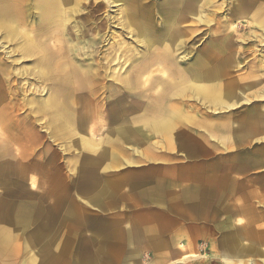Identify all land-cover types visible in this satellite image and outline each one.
I'll use <instances>...</instances> for the list:
<instances>
[{
	"label": "rangeland",
	"instance_id": "1",
	"mask_svg": "<svg viewBox=\"0 0 264 264\" xmlns=\"http://www.w3.org/2000/svg\"><path fill=\"white\" fill-rule=\"evenodd\" d=\"M146 1L153 28L168 32L165 0ZM84 2L81 29L92 23L96 39L76 40V64L98 73L90 100L61 107L74 116L57 131L49 107L33 121L21 98L44 100L48 85L23 73L19 99L8 95L19 121L0 125V245L18 248L0 251V264H19L26 244L35 264H264V130L250 122L264 124V32L252 10L199 0L191 13L171 0L178 35L145 44L123 30L122 11ZM204 53L219 56L215 81L232 86L231 99L195 87L189 68ZM220 182L226 209L188 197L204 185L219 194Z\"/></svg>",
	"mask_w": 264,
	"mask_h": 264
},
{
	"label": "bare ground",
	"instance_id": "2",
	"mask_svg": "<svg viewBox=\"0 0 264 264\" xmlns=\"http://www.w3.org/2000/svg\"><path fill=\"white\" fill-rule=\"evenodd\" d=\"M84 1L0 0V47L5 50L8 47L6 44H10V48L5 50L10 61L7 62L3 57H0V125L7 121L12 123L19 121L16 118L18 113L13 112L18 111L19 104L13 102V105L8 99V95L12 91L15 98L19 99L15 86L19 80L18 75L23 73L27 77L26 79L31 77L34 82L46 84L51 88V95L46 96L44 100L35 97L28 99L26 95L21 98H23V102L30 105L31 113L34 110L33 121L36 114L46 111L45 107H49L51 117L53 116L56 124L54 128L57 131L65 130L62 128L64 117L72 119L71 116H74L73 113H68L61 107H74L82 97L90 100V95L94 93L98 81L95 75L98 73H93L95 70L91 72L88 69H80L76 64V59L81 54L76 40L96 39L90 34L92 23L86 16L91 14L95 5L90 8L91 10L83 13L84 19L89 23L88 26L81 29L82 22H84L79 21L82 15L81 11L88 6ZM106 1L110 7H116L124 13L123 30L126 32L127 29H130L139 42L148 44L150 43L148 39H161L165 33H167L168 39H174L178 35L173 31V28L177 29L178 18L177 20L173 18L171 0H165L157 5V11L161 16L162 30L166 31L167 27L170 29L165 33L153 28L150 18L154 10L148 6L146 0ZM177 6L179 9L191 13L200 10L199 0H178ZM238 6L252 10L253 19L256 21L255 26L264 32V25H261L264 21L262 18L264 0H238ZM26 61L30 62L24 65L23 63ZM220 62L219 56L215 53H204L196 58L189 71L197 89L201 92L217 93L222 96L224 101H227L233 97L234 93L231 85L215 81L222 71ZM103 65L106 67L105 64ZM117 79L123 84L124 80H129V77L119 74ZM33 101H35L34 107L31 106ZM250 122L257 125L259 130H264V124L260 118L254 117L250 119ZM6 130L7 128H0V134L6 133ZM29 236L27 242L32 240V236ZM14 248L18 247L10 244L8 240L0 245V251L5 254L12 253ZM27 249L28 251L32 249L29 244H26L23 253L24 260L21 259L19 264H35L32 261V255L27 254ZM40 251L37 254L42 257V249ZM36 259L37 264L44 263L43 258L39 260L36 256ZM57 264L59 263L57 262Z\"/></svg>",
	"mask_w": 264,
	"mask_h": 264
},
{
	"label": "crops",
	"instance_id": "3",
	"mask_svg": "<svg viewBox=\"0 0 264 264\" xmlns=\"http://www.w3.org/2000/svg\"><path fill=\"white\" fill-rule=\"evenodd\" d=\"M188 138V137H187ZM185 138V139H187ZM191 138V137H190ZM141 181L144 180L142 177H140ZM134 180H136L134 178ZM116 183L113 182V181H110L109 179H106L105 180V200L106 199H111L113 200L114 196L116 195H110L109 192H113L115 191L116 193ZM205 188V185L201 187H199V189H195L194 191H192L190 194H189V198H193L195 197L197 200L199 201H202L203 202H208V203H214V200H216V203L218 205H222L224 207V209H226V203L224 201V199L222 198V192H221V182H220V185L218 187V193H215L214 191H210V189H204ZM209 188V187H208ZM115 189V190H114ZM148 192H153V189L152 190H148ZM227 202V201H226ZM231 215H235V210H233L232 212H230ZM110 235V234H108ZM222 235V234H221ZM111 236H117V234L115 232H113V234H111ZM223 238V237H222ZM222 238L220 239V242H221V245H222Z\"/></svg>",
	"mask_w": 264,
	"mask_h": 264
}]
</instances>
